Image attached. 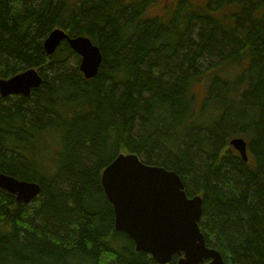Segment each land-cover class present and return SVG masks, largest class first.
<instances>
[{"label":"trees","instance_id":"16d2710c","mask_svg":"<svg viewBox=\"0 0 264 264\" xmlns=\"http://www.w3.org/2000/svg\"><path fill=\"white\" fill-rule=\"evenodd\" d=\"M56 28L99 46L96 76L67 40L47 53ZM29 68V96L0 94V171L41 191L0 188V264H161L115 227L101 177L120 153L203 197L226 264H264V0H0V78Z\"/></svg>","mask_w":264,"mask_h":264},{"label":"water","instance_id":"95a60500","mask_svg":"<svg viewBox=\"0 0 264 264\" xmlns=\"http://www.w3.org/2000/svg\"><path fill=\"white\" fill-rule=\"evenodd\" d=\"M64 40L81 56L84 75L96 76L103 59L99 46L88 36L56 28L44 42L47 53L53 54ZM42 81L39 71L29 68L0 78V94L29 96ZM230 143L248 161L245 137H233ZM102 185L114 207L116 229L128 233L137 250L150 253L161 264L171 263L176 254V264H226L221 252L207 245L201 229L203 197L189 196L176 171L147 164L136 153H120L103 169ZM0 188L24 203H31L41 191L38 182L4 172H0Z\"/></svg>","mask_w":264,"mask_h":264},{"label":"rangeland","instance_id":"374dc122","mask_svg":"<svg viewBox=\"0 0 264 264\" xmlns=\"http://www.w3.org/2000/svg\"><path fill=\"white\" fill-rule=\"evenodd\" d=\"M164 2V1H163ZM161 8L160 6H155V7H152L149 12L151 14H158L160 12ZM78 54V53H77ZM79 55V54H78ZM71 65L74 66L77 64V55H72L71 57V61H70ZM233 71H237L239 70L238 67H233L232 68ZM206 83L203 81V82H199L195 85V88H196V91L202 96V95H205L206 94ZM13 96V95H12Z\"/></svg>","mask_w":264,"mask_h":264},{"label":"bare ground","instance_id":"6f19581e","mask_svg":"<svg viewBox=\"0 0 264 264\" xmlns=\"http://www.w3.org/2000/svg\"><path fill=\"white\" fill-rule=\"evenodd\" d=\"M1 172V171H0ZM101 180H102V177H101Z\"/></svg>","mask_w":264,"mask_h":264}]
</instances>
